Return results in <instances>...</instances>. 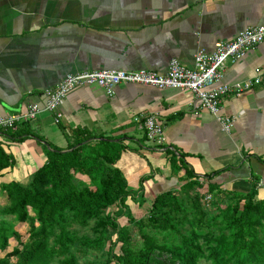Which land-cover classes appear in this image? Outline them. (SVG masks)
<instances>
[{
  "label": "crops",
  "instance_id": "crops-1",
  "mask_svg": "<svg viewBox=\"0 0 264 264\" xmlns=\"http://www.w3.org/2000/svg\"><path fill=\"white\" fill-rule=\"evenodd\" d=\"M253 25H264V0H0V117L33 104L43 109L30 121L43 141L0 135L16 160L0 181L29 183L50 145L67 150L72 132L83 128L125 138L116 166L128 181L129 206L141 195L173 190L186 175L180 158L201 180L221 170L211 182L238 194L250 191L256 175L258 197L264 198V41L226 64L229 84L261 79L223 98L221 114L234 118L230 132L209 110L194 107L192 92L177 88L122 83L109 94L83 86L71 90L57 111L45 109L47 90L67 74L162 73L173 58L193 67L199 49L211 52L218 41ZM152 114L163 123L161 143L151 141L143 126Z\"/></svg>",
  "mask_w": 264,
  "mask_h": 264
},
{
  "label": "trees",
  "instance_id": "trees-1",
  "mask_svg": "<svg viewBox=\"0 0 264 264\" xmlns=\"http://www.w3.org/2000/svg\"><path fill=\"white\" fill-rule=\"evenodd\" d=\"M30 123L21 122L15 130H1L0 135L15 141L28 136L43 141ZM72 139L67 150L50 145L47 161L29 184L2 183L0 264H79L70 254L72 247L103 249L107 239L102 232L107 226L114 227L117 233L108 252L117 264H264V198L258 197V176L252 177V187L246 194L224 190L211 182L221 170L203 176L209 191L234 199V204L226 208L216 206L211 210L205 207L202 197L188 194L187 202L169 190L155 197L148 217L137 219L127 204L131 195L127 178L116 166L126 149L125 138L113 139L78 128L72 132ZM180 161L185 176L191 179L188 186L199 185L200 176L183 159ZM15 163L14 155L0 141V177L4 169ZM83 176L88 182L82 180ZM139 198L141 206L144 198ZM114 205L127 211L140 246L134 247L130 227H119L107 215V209ZM10 217L13 223L7 221ZM90 221H94L95 240L79 237L68 228ZM17 224L29 226L27 239ZM12 241L16 244L8 250ZM118 243L120 253L115 252Z\"/></svg>",
  "mask_w": 264,
  "mask_h": 264
},
{
  "label": "built area",
  "instance_id": "built-area-1",
  "mask_svg": "<svg viewBox=\"0 0 264 264\" xmlns=\"http://www.w3.org/2000/svg\"><path fill=\"white\" fill-rule=\"evenodd\" d=\"M264 41V25L248 26L234 39L218 41L213 51L199 49L194 58V66L188 67L178 59L170 60L165 72L152 70H89L67 74L59 84L47 90L46 110L57 111L67 94L77 87H99L113 94L115 88L122 83L150 85L157 88H177L188 90L194 95L196 109L209 110L221 123L226 132L234 125V118L221 114L224 97L239 95L261 82L260 78L229 84L224 80L228 61L235 62L244 57L247 51ZM43 109L38 104L31 105L26 112L0 117V131L17 128L21 122L32 121ZM143 126L151 141L161 143L165 140L162 121L157 115H148Z\"/></svg>",
  "mask_w": 264,
  "mask_h": 264
},
{
  "label": "rangeland",
  "instance_id": "rangeland-1",
  "mask_svg": "<svg viewBox=\"0 0 264 264\" xmlns=\"http://www.w3.org/2000/svg\"><path fill=\"white\" fill-rule=\"evenodd\" d=\"M82 180L88 182V178L86 177H82ZM190 180L191 179L188 178L187 176H183L178 182V184L175 186V188L173 189V191L177 193L180 197H183L184 200L187 199L186 200L187 202H188V198L186 197L188 194H191V195L202 197L203 198L202 201L205 203V207L211 210L215 208L216 206H221V207L226 208L228 205L234 204L235 202L234 199L224 197L222 194L215 192V191L214 192L209 191V183L207 181L200 180V184L193 187V186H188V184L190 183ZM2 183L3 182L0 181V197L4 194L2 191V187H1ZM23 184L27 185L29 183L27 182ZM139 199L137 198L134 199V203H131V205L130 206L128 205V206L133 212L135 218L137 219L146 218L150 214V209H151V206H152V203L155 197L144 199V203L141 206L137 204ZM0 200L3 201V198H0ZM126 212L127 211L125 210V208L121 207L120 205H116V206L114 205L107 209V215L114 218L115 221L118 222L119 227H122L123 225H127L128 227H130L131 237H132V240L135 242L134 247L140 246L139 244L140 238H139L138 232L136 231L135 228H132L133 223L128 221ZM210 218L211 217H207V219H210ZM7 221L9 223L10 222L13 223V218L11 217L7 218ZM206 222L210 225L213 223L212 220L210 221L206 220ZM93 225H94V221H90L86 225L71 224L68 228L71 232L76 233V235L79 237L86 236V237H89L90 239L95 240L97 236L94 233ZM16 228L19 230V232L22 233L24 240L28 238V235H29L28 225L17 224ZM102 235H104L105 238L107 239L103 249L98 250L95 248H84V247L74 246L72 247L70 254L76 257L79 264H117L116 261L111 258L110 253H108L110 242L112 240H116L117 238V233L115 231V228L111 226H107L102 232ZM50 243L51 245L54 244L53 238L51 239ZM15 244H16V241H12L8 250H12ZM120 246H121V243H118L117 246H115L116 253H120ZM1 255H4V252H2ZM205 264H209V263H205Z\"/></svg>",
  "mask_w": 264,
  "mask_h": 264
},
{
  "label": "water",
  "instance_id": "water-1",
  "mask_svg": "<svg viewBox=\"0 0 264 264\" xmlns=\"http://www.w3.org/2000/svg\"><path fill=\"white\" fill-rule=\"evenodd\" d=\"M47 145V144H46Z\"/></svg>",
  "mask_w": 264,
  "mask_h": 264
}]
</instances>
